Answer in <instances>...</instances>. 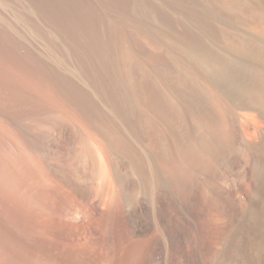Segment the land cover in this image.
<instances>
[{
  "label": "rangeland",
  "instance_id": "1",
  "mask_svg": "<svg viewBox=\"0 0 264 264\" xmlns=\"http://www.w3.org/2000/svg\"><path fill=\"white\" fill-rule=\"evenodd\" d=\"M147 1L0 0V264H264V0Z\"/></svg>",
  "mask_w": 264,
  "mask_h": 264
},
{
  "label": "crops",
  "instance_id": "2",
  "mask_svg": "<svg viewBox=\"0 0 264 264\" xmlns=\"http://www.w3.org/2000/svg\"><path fill=\"white\" fill-rule=\"evenodd\" d=\"M118 2L128 9L136 11H155L161 9L156 5L149 4L147 0H118Z\"/></svg>",
  "mask_w": 264,
  "mask_h": 264
},
{
  "label": "bare ground",
  "instance_id": "3",
  "mask_svg": "<svg viewBox=\"0 0 264 264\" xmlns=\"http://www.w3.org/2000/svg\"><path fill=\"white\" fill-rule=\"evenodd\" d=\"M252 147H253V146H252ZM104 162H105V161H104ZM107 163H108V162H107ZM108 165H109V164H108ZM105 167H106V166H104L103 168H105ZM105 169H107V168H105ZM173 172H174V171H173ZM107 173H109V172H107ZM104 176H105V175H104ZM107 176H108V175H107ZM149 189H150V188H149ZM156 189H157V188H156ZM149 191H150V190H149ZM149 191H148V192H149ZM107 192H108V191H107ZM152 199H153V198H152ZM242 228H243V227H242ZM242 228H241L238 232L243 231ZM234 233H237V232H236L235 230H234V231L232 230V231L228 232V235L231 236L230 234H234ZM243 235H245V234H243ZM258 237H259V236H258ZM244 249L247 250V247H244Z\"/></svg>",
  "mask_w": 264,
  "mask_h": 264
}]
</instances>
